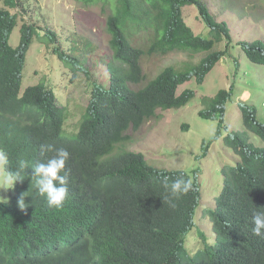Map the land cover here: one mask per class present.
<instances>
[{
	"label": "trees",
	"instance_id": "obj_1",
	"mask_svg": "<svg viewBox=\"0 0 264 264\" xmlns=\"http://www.w3.org/2000/svg\"><path fill=\"white\" fill-rule=\"evenodd\" d=\"M75 1L99 3L108 12L112 58L106 83L92 78L89 102L73 127L68 102L55 85L44 79L25 83L27 57L36 40L51 41L52 53L71 68L72 83L79 71L92 77L88 68L56 44L54 30L42 31L36 22L22 23L13 44L25 0H2L5 6L0 7V149L8 155L9 171L20 160L29 165L16 181L15 194L0 203V264H264V236L251 230L253 213L264 211V123L242 105L246 129L221 136L233 85L204 97L199 111L204 119L218 120L216 132L204 142L203 156L221 138L239 157L223 166L214 207L204 208L213 239L197 226L201 193L196 178L186 170L157 168L142 152L124 149L131 140L129 130L138 131L159 109L178 108L195 98L193 88L178 93L180 85L193 78L203 84L224 56L238 63L229 25L204 0ZM188 5L197 6L205 34L195 33L186 22ZM240 48L251 62L264 65V40L244 41ZM175 51L205 55L196 64L169 65L138 86L146 79L143 57ZM65 128L74 134H63ZM250 132L263 144L251 141ZM48 144L70 154L60 173L67 178L68 195L59 209L38 195L32 179L31 165L55 155L41 152V145ZM181 177L190 179L192 187L170 207L162 200L164 185ZM21 196L24 209L18 206ZM190 233L196 234L194 241L205 242L203 249L188 251Z\"/></svg>",
	"mask_w": 264,
	"mask_h": 264
},
{
	"label": "rangeland",
	"instance_id": "obj_2",
	"mask_svg": "<svg viewBox=\"0 0 264 264\" xmlns=\"http://www.w3.org/2000/svg\"><path fill=\"white\" fill-rule=\"evenodd\" d=\"M204 1L219 21L229 25L234 43L231 52L238 63L224 56L206 76L203 84L199 85L196 78H193L180 85L178 93L185 88H193L196 91L195 98L178 108L159 109L157 115L147 120L138 131L129 130L131 140L124 145V149L142 152L147 161L157 168L186 170L192 178H196L202 204L197 215V226L211 240L214 233L204 208L214 206L213 195L218 193L222 185L223 166L234 163L239 157L225 146L221 138L209 147L207 156H203L204 142L216 132L218 120L204 119L199 116V111L205 107L204 97L214 96L219 89L233 85L235 93L227 104L226 125L221 128V136L227 132L245 130L242 105L255 111L257 119L264 123V65L251 62L240 48L241 42L264 40V0ZM4 6L1 0L0 7ZM18 8L25 11L20 12L13 44L19 41V27L22 23L36 22L42 31L54 30L59 39L56 44H60L66 53L80 58L92 76L79 71L77 81L72 83L71 68L65 67L64 62L52 53L51 41L36 40L27 57L25 83L33 84L44 79L48 84L55 85L62 100L68 102L72 115L69 122L73 127L79 122L89 102L90 82L97 79L106 83L109 76L107 64L112 58V50L109 45L111 36L107 31L108 12L99 3L86 6L75 0H25L24 8ZM10 10L17 11L16 8ZM184 17L195 33L207 32L205 21L196 5L184 7ZM204 55L175 51L165 56H145L142 67L146 79L138 86H143L169 65L196 64ZM73 131L65 128L63 134L72 136ZM250 140L258 145L263 144L251 132ZM14 194V186L0 188V196L6 200H10ZM198 232L195 230V233ZM204 245L202 240L194 241L192 233L186 238L189 252L203 249Z\"/></svg>",
	"mask_w": 264,
	"mask_h": 264
},
{
	"label": "clouds",
	"instance_id": "obj_3",
	"mask_svg": "<svg viewBox=\"0 0 264 264\" xmlns=\"http://www.w3.org/2000/svg\"><path fill=\"white\" fill-rule=\"evenodd\" d=\"M46 151L54 152L55 155L48 159L47 162H38L31 165L33 169L32 179H35L38 195L46 197L49 207L59 209L63 206V203L68 195L67 178L60 173L64 169L65 163L70 154L65 148H55L54 145L51 144L41 145V152L44 153ZM9 166L10 161L7 153L0 149V173H3V175L0 176V188L8 189L14 186L15 189L16 181L23 179L21 173H24V170L29 165L25 160H20L15 171H9ZM164 186L166 194L162 196L163 203H167L170 207H175L174 201L179 199L182 195H186L190 191L192 182L190 179L186 180L181 177L176 179L170 185L165 183ZM0 203H7V200L0 196ZM18 206L21 209L26 207L23 196H21L18 200ZM252 223L254 225L251 229L253 235L264 236V211L254 212L252 216ZM192 234L193 236H196V234ZM208 237L211 238L210 236Z\"/></svg>",
	"mask_w": 264,
	"mask_h": 264
}]
</instances>
